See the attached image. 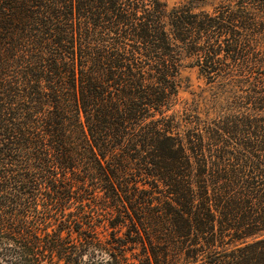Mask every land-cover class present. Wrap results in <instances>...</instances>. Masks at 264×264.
<instances>
[{
  "label": "trees",
  "instance_id": "obj_1",
  "mask_svg": "<svg viewBox=\"0 0 264 264\" xmlns=\"http://www.w3.org/2000/svg\"><path fill=\"white\" fill-rule=\"evenodd\" d=\"M0 264H264V0H0Z\"/></svg>",
  "mask_w": 264,
  "mask_h": 264
},
{
  "label": "rangeland",
  "instance_id": "obj_2",
  "mask_svg": "<svg viewBox=\"0 0 264 264\" xmlns=\"http://www.w3.org/2000/svg\"><path fill=\"white\" fill-rule=\"evenodd\" d=\"M220 0H163L167 10L180 4H189L194 11L211 12ZM178 93L179 103L176 110L199 109L201 114L213 113L218 105L224 103L225 95L218 89L217 84H208L200 74L192 60L182 57ZM224 105V104H223Z\"/></svg>",
  "mask_w": 264,
  "mask_h": 264
}]
</instances>
